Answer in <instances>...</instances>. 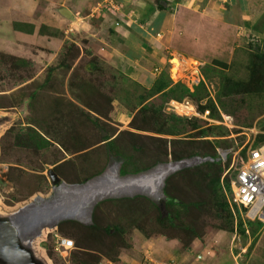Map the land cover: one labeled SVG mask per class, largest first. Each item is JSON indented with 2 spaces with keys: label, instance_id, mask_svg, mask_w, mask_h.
Masks as SVG:
<instances>
[{
  "label": "rangeland",
  "instance_id": "1",
  "mask_svg": "<svg viewBox=\"0 0 264 264\" xmlns=\"http://www.w3.org/2000/svg\"><path fill=\"white\" fill-rule=\"evenodd\" d=\"M6 2L11 9L5 8ZM103 2L107 6L98 0L92 12L113 8L114 3ZM82 7L60 0H0V219L30 203L17 214L32 218L40 209L37 204L54 202L48 166L60 183L83 184L59 187L56 202L64 204L58 216H46L21 237L22 247L40 264H132L143 242L153 245L160 239L172 240L191 254L204 251L202 259L210 257L208 264H260V252L253 245L248 248L252 237L246 229L239 232L237 218L227 214L223 201L234 172L232 156L241 157L248 145L264 143V28H253L264 6H259L262 12L251 27L239 29L225 59L200 60L195 67L196 60L173 57V73L181 64V83L192 91L199 83L188 84L196 68L204 88L197 96L181 99L191 101L199 112L208 110L205 118L179 121L165 113L166 98L159 93L148 96L157 74L146 87L126 68L105 64L93 37L73 36L74 24L64 32L72 16L80 24H95L96 16ZM46 17L52 25L45 23ZM17 26L31 32L17 31ZM169 66L167 61L163 67ZM217 148L227 150L226 157L213 159ZM194 155L212 159H186L192 162L171 168L160 189L162 210L143 192L155 196L153 186L134 184L140 178L116 179ZM159 169L144 177L160 176L155 181L158 194L170 170L164 168L160 175ZM92 178L100 179L88 181ZM167 193L178 203L167 206ZM58 217L62 220L51 226ZM118 221L121 232L103 230ZM169 221L172 226L165 223ZM63 239L71 246L63 248Z\"/></svg>",
  "mask_w": 264,
  "mask_h": 264
},
{
  "label": "crops",
  "instance_id": "2",
  "mask_svg": "<svg viewBox=\"0 0 264 264\" xmlns=\"http://www.w3.org/2000/svg\"><path fill=\"white\" fill-rule=\"evenodd\" d=\"M32 1L18 0L23 4ZM60 1L64 5L72 3L73 7L78 4L85 6L91 17L93 6L98 0L94 3L93 0ZM156 1L111 0L114 3L111 10L99 9L93 13L96 16L95 24L88 20L80 24L74 20L79 18L72 16L73 23H69L63 30L70 32L69 25L74 24L71 29L73 36L93 37L96 52L105 64L126 68L132 78L148 87L156 75L152 72L153 66L164 69L169 57H176L179 61L182 58L199 62L211 58L225 59V55L231 52L234 39L240 34L239 29L251 27V23L262 12L259 6H264V0H167L171 7L161 9ZM100 2L104 3L103 0ZM10 4L6 2L5 8L11 9ZM59 18L63 19L62 16ZM45 23L52 25L48 17ZM16 28L17 31L25 30L21 31L23 33L31 32L22 27L20 30L18 26ZM154 243L151 245L152 241L143 242L140 245L141 255L132 264H161L167 261L171 262L169 264L210 263V257L202 259L204 251L191 254L190 250L177 247L178 244L172 240L160 239ZM252 249L260 252L257 259L260 264H264V226L257 234ZM151 252L157 259L151 256Z\"/></svg>",
  "mask_w": 264,
  "mask_h": 264
},
{
  "label": "built area",
  "instance_id": "3",
  "mask_svg": "<svg viewBox=\"0 0 264 264\" xmlns=\"http://www.w3.org/2000/svg\"><path fill=\"white\" fill-rule=\"evenodd\" d=\"M108 1L111 3V0ZM172 61L173 57L168 58V62H170V66L166 69L168 75H174L173 78L175 79H172L173 82H184L183 79H181L183 76V71H180L181 64H179L175 73H173L172 68L176 65H174ZM193 62L197 64L195 67L200 65L197 61ZM152 69L155 74H158L161 70L157 66H154ZM195 71L196 74L190 76V83L188 84L199 82L201 77L199 78L196 68ZM164 111L165 113L182 118H205L208 114L207 109L199 112L194 104L186 98L180 100L173 98L167 99L164 102ZM230 150L231 149H228V151ZM226 154L227 150L217 148V157H213V159L224 158ZM210 159H212V157L209 156V160ZM231 164H235V167L232 176L229 178V187L227 190L229 193L226 197L230 213L234 218H239L242 222L247 220H259L264 222V143L261 145H248L244 148L241 157L235 158L234 155L232 156ZM226 171L227 168L225 172ZM60 244L63 248H68L71 246V241L63 239Z\"/></svg>",
  "mask_w": 264,
  "mask_h": 264
},
{
  "label": "trees",
  "instance_id": "4",
  "mask_svg": "<svg viewBox=\"0 0 264 264\" xmlns=\"http://www.w3.org/2000/svg\"><path fill=\"white\" fill-rule=\"evenodd\" d=\"M156 4H157L158 8H161V9L164 8V7H166V8L171 7V3H169L167 0H157L156 1ZM168 4H170V6H168ZM253 28L256 29V30H258V31H261L264 28V13H262L259 16V18L257 19V21L253 24ZM201 89H204V88H203V84L200 83V81H199V83H197L194 86L193 90L190 91V89L188 87H186L183 83H181V81H175V82H173L169 78V75H168L167 71L165 69H161L159 71V73L157 74L156 78L154 79V81L152 82V84L147 89V92L149 93L148 96H151V95H153L155 93H159L164 98H166V100L169 99V98H173V99H178L179 100V99H181L184 96H187V97L188 96H190V97L197 96L199 94V92H200ZM168 116L171 117L174 121H179V120L183 119L182 117L175 116L173 114H168ZM103 139H106V137H104ZM209 156L210 155H206V156H202V157H199V158L201 159V161H203V160H209ZM114 158L112 157V159H114ZM184 159H188V158H184ZM179 160L180 159H178V160L176 159V160H174V162H177ZM114 162H115L114 165H112V163L110 164L109 169H111V168L114 167V171H115V165L117 163L116 159L114 160ZM168 164L169 163L157 164V165L153 166L152 169H149V170L144 171L142 173H139L137 175L127 176L126 178H123V179H118L116 177L115 178L117 180H119V181H122V182L123 181L132 180V179H135V178H138V177H143V176L149 175V174L153 173L155 170H157L159 167L165 166V165H168ZM163 169L160 168L159 169L160 171L158 170L159 173H160V175L163 174L162 173V170ZM213 169H215V168H213ZM175 170H177V169H175ZM172 171H174V170L173 169H170L169 171H167L165 173V175H164V177H163V179L161 181V184L159 186V194L156 192V189H155L156 188L155 181L160 177L159 175H158L159 177L156 176L155 178H152V179H146L147 177L146 178H142V180L141 179L136 180L135 183H134L136 185H142L143 186L142 187L143 189H147V187L150 188V187L153 186V188H154L153 190H155V193L154 192L153 193L155 194V196H153L152 194H150V193H148L146 191H143V190H137V191H140V192L143 191L144 193L148 194L150 197H152L154 199L161 198L162 197V193H161L160 189H161V186L163 184V180ZM103 172L101 174H103ZM101 174L97 175L96 178L99 177ZM216 176H217V174L214 173L213 174V177L216 178ZM100 178H98V179H100ZM93 179L94 178H92L91 180H88V181L93 182L92 181ZM98 179H96V180H98ZM96 180L94 179V181H96ZM86 182H84V183H86ZM149 183H150V185H148ZM215 184H216V188L221 191L222 187L220 186V184L218 183V181L215 180ZM225 186H226V190H228V187H229L228 186V183H226ZM122 193H125V192H122ZM118 194H121V193L119 192ZM118 194L111 193L110 195H118ZM110 195H105V196H110ZM105 196H103V197H105ZM156 196H160V197L158 198ZM169 197H170V199L167 202V206L175 205V204L178 203V202L175 201V199L171 195H169ZM100 198H102V197H100ZM100 198H97L95 201H97ZM152 207L154 208V205L153 204H152ZM223 209H225L226 212H227V214H229L230 210H229V207H228V204L226 203V201H223ZM171 215H173L174 217H176L177 216V213L176 212H172ZM69 217L70 216L65 217V218H69ZM170 221L169 222H165V223L168 224V226H172L173 223L170 222ZM119 224H120V221H118L117 224H113V226H106L105 225L104 228H103V230L106 231V232H108V231H110L109 230L110 227H113V229L115 231L121 232L120 227H118ZM235 226H236L237 229H239V232H241L242 234L244 233V230L246 229L248 231V233H249V236L252 237V242L250 241L249 244H248V248H249L250 245H253V243L255 241V238L257 237V233L259 232V230H260V228L262 226V222L259 221V220H253V221L247 220V221L242 222L239 218H237V224ZM93 227H95V225L92 226L91 228H93ZM185 230H188V231L192 232L191 229L185 228ZM118 239H120V236L118 237Z\"/></svg>",
  "mask_w": 264,
  "mask_h": 264
},
{
  "label": "water",
  "instance_id": "5",
  "mask_svg": "<svg viewBox=\"0 0 264 264\" xmlns=\"http://www.w3.org/2000/svg\"><path fill=\"white\" fill-rule=\"evenodd\" d=\"M196 157H198V156L194 155L188 159H193ZM185 160L186 159H180L179 162L181 164H185ZM171 162L172 161H169L167 163H171ZM45 173H46L47 179L51 185L52 193H53L49 197H53L54 202H52V203H54V204H52V203L48 204L47 206L49 207V209H45V207H44L41 211L39 210L40 212L35 214L30 219L28 217H24V216L19 217L17 215V213L21 209L28 207V205H30L32 203L23 206L22 208L18 209V211H16L12 215L0 219V262L3 264H40L38 261H36L32 258L30 252L26 248L22 247L21 244L18 245L15 242V239H14L15 237H13V235H21L25 231H28L29 229H35L42 222H45L46 216H51L52 214H53V216H55V213H57L56 215H58V213L61 210V207L64 204V200H63V202L61 200H59V202L58 201L56 202L57 197H55V196L58 194L59 187H61L62 185L73 186V185L83 184V183H75V184L65 185L64 183H60L59 178L56 175V173L51 169V167H48V166L46 167ZM39 199L41 201L44 200V199H41L39 197H37L35 200L37 201ZM164 200H165V198L162 196L160 199H154L153 204L158 208V210H162L163 206H164L163 205ZM43 204H45V203H43ZM63 219H67V218H63ZM60 220H62V219L58 217V219L51 222L50 225L52 226ZM3 227H4V229H3ZM11 230H14V232L11 233Z\"/></svg>",
  "mask_w": 264,
  "mask_h": 264
},
{
  "label": "bare ground",
  "instance_id": "6",
  "mask_svg": "<svg viewBox=\"0 0 264 264\" xmlns=\"http://www.w3.org/2000/svg\"><path fill=\"white\" fill-rule=\"evenodd\" d=\"M193 160V159H192ZM192 160H185V164L186 163H190V162H192ZM179 165H181V163L180 162H177V163H169L168 165H165L164 166V168H165V170H167V169H171V168H175V167H178ZM161 167H163V166H161ZM160 168V167H159ZM158 168V169H159ZM112 169V171H114V167L113 168H111ZM157 171V170H156ZM154 173V172H153ZM153 173H151V174H153ZM151 174H149V175H151ZM146 176H148V175H146ZM146 176H143V177H138V178H140L141 180H142V178H144V177H146ZM151 176H148L147 178H150ZM137 178V179H138ZM133 180H135V179H133ZM83 194H85V193H80L79 195L80 196H83ZM156 197H160V196H156ZM160 199V198H159ZM52 203V201H50V202H47V203H45V204H43V205H39V204H37L38 205V207H40V211L45 207V209H49V207L47 206L48 204H51ZM52 204H54V203H52ZM46 205V206H45ZM39 210L37 211V212H39ZM19 217H21V216H24V214L23 213H19V214H17ZM51 216H53V214L51 215ZM55 216H58V215H56V213H55ZM24 217H27V214H26V216H24ZM28 218H30V217H28ZM3 229H4V227H3ZM30 230V229H29ZM28 230V231H29ZM28 231H25L23 234H21V235H13V237H15L14 239H15V242L18 244V245H20L21 244V241H20V239H21V237L25 234V233H28ZM12 232H14V230H11V233Z\"/></svg>",
  "mask_w": 264,
  "mask_h": 264
}]
</instances>
